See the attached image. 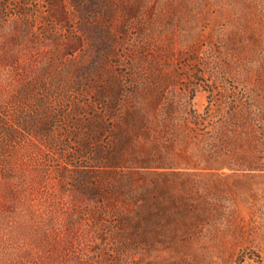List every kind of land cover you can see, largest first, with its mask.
I'll use <instances>...</instances> for the list:
<instances>
[{
  "label": "rangeland",
  "instance_id": "1",
  "mask_svg": "<svg viewBox=\"0 0 264 264\" xmlns=\"http://www.w3.org/2000/svg\"><path fill=\"white\" fill-rule=\"evenodd\" d=\"M240 254L264 264V0H0V264Z\"/></svg>",
  "mask_w": 264,
  "mask_h": 264
},
{
  "label": "trees",
  "instance_id": "2",
  "mask_svg": "<svg viewBox=\"0 0 264 264\" xmlns=\"http://www.w3.org/2000/svg\"><path fill=\"white\" fill-rule=\"evenodd\" d=\"M100 133V132H98ZM97 133V136L95 135V138H97L98 136H100L99 134ZM82 146L84 147H88L87 145V142H82ZM119 149V148H118ZM117 149V150H118ZM114 151V152H110V153H105L103 156L100 155V153H96L95 155V161H102L103 162V167L105 168H110L112 170H115L119 167V164L121 162H123L124 160V156H123V148H120V150H118V152ZM94 154V153H93ZM176 176H178L179 174H175ZM128 176V174H127ZM129 177V176H128ZM141 179L145 180L147 179V177L143 174L140 175ZM118 182L121 183L120 186H119V189L118 191L120 192V194H122L123 190L125 193L129 192L131 189L130 187V183L129 181L127 180V178L125 176H123V178H118ZM152 192H157L159 194L162 193V191L160 190V187H159V184L156 182L155 184L151 183V189H150V193L151 194ZM146 192L142 195L143 197H146ZM251 255L248 256L247 254H240L238 256V263L237 264H241L243 263L244 260L246 259H251Z\"/></svg>",
  "mask_w": 264,
  "mask_h": 264
}]
</instances>
